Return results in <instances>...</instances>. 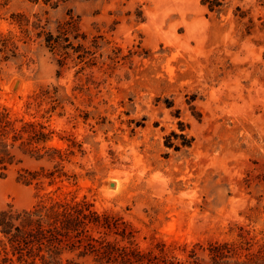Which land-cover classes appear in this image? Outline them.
I'll use <instances>...</instances> for the list:
<instances>
[{"label": "rangeland", "instance_id": "obj_1", "mask_svg": "<svg viewBox=\"0 0 264 264\" xmlns=\"http://www.w3.org/2000/svg\"><path fill=\"white\" fill-rule=\"evenodd\" d=\"M69 14L89 64L74 53L59 65L31 24L55 32ZM3 107L42 123L64 156L0 169V210L85 197L140 249L182 259L239 227L264 244V0H0ZM40 165L53 183L17 180ZM3 245L0 232V264Z\"/></svg>", "mask_w": 264, "mask_h": 264}, {"label": "trees", "instance_id": "obj_2", "mask_svg": "<svg viewBox=\"0 0 264 264\" xmlns=\"http://www.w3.org/2000/svg\"><path fill=\"white\" fill-rule=\"evenodd\" d=\"M12 16L19 25L24 26L23 31L28 34V17L20 12L12 13ZM36 17L31 23L37 29L35 34L42 37V43L50 51L60 54L59 65L74 53L84 63L89 64L95 60V51L79 41L80 37L85 39L86 35L79 32L77 21L71 14L68 18L57 21L55 32L46 29V23H41V18ZM39 96L37 94L35 98ZM16 121L5 107L0 109L2 173L8 165L22 162L23 156L36 161L44 158L52 160L56 156L63 158L64 153L59 148H46L44 145L50 132L44 130L42 123L23 120L17 125ZM58 164L59 162L54 165L56 169ZM55 171L48 170L43 165L38 168H21L16 178L25 184L35 182L37 185L42 182V178H48L51 184L55 179ZM94 228L98 235L92 233ZM239 228L241 231L238 240H215L204 246L197 244L182 259L168 255L161 248L158 251L140 249L134 243L133 230L127 223L113 215L99 213L85 197L79 200L50 198L47 203L36 202L28 208H16L10 204L0 210V232L7 239L8 245L2 247L4 255L1 262L82 264L78 259L91 255L94 264H264V244L253 248V237L248 236L249 231ZM109 232L120 238L109 239Z\"/></svg>", "mask_w": 264, "mask_h": 264}]
</instances>
